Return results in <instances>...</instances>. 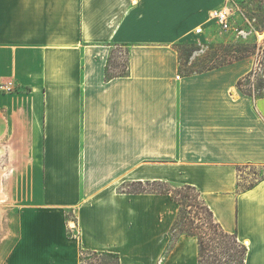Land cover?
<instances>
[{"label":"crops","instance_id":"crops-1","mask_svg":"<svg viewBox=\"0 0 264 264\" xmlns=\"http://www.w3.org/2000/svg\"><path fill=\"white\" fill-rule=\"evenodd\" d=\"M226 4L0 0V210L17 227L0 264H199L198 239L171 234L178 203L124 189L138 182L196 187L245 264H264V176L242 185L264 169V96L240 87L254 67L186 74L178 50L220 30ZM117 49L127 73L108 78Z\"/></svg>","mask_w":264,"mask_h":264},{"label":"rangeland","instance_id":"rangeland-1","mask_svg":"<svg viewBox=\"0 0 264 264\" xmlns=\"http://www.w3.org/2000/svg\"><path fill=\"white\" fill-rule=\"evenodd\" d=\"M227 6L232 10L233 29H238V31L222 32L215 27L208 34L200 35L195 41L181 45L178 50L184 73L191 74L211 70L228 64L234 59L242 58L237 61L248 60L254 70L242 80L241 89L252 96H264V0H230ZM126 61V52L123 49H117L111 62L110 74L117 72L118 65L123 68ZM242 172L248 175L243 174L247 182L244 181L242 185L246 187L251 186L264 176L262 168H246L242 169ZM168 186L156 185L147 188L157 190L171 188L175 190L174 195H176L178 188L183 185L168 184ZM142 188L138 184L124 186L126 191L133 192ZM6 200L7 196L5 195V199L0 203L6 202ZM7 209L4 206V212L0 210V214L3 215L2 221H4V229L0 226V235L4 233V238L13 236L10 239L13 241L17 231L16 212ZM189 212L190 209L186 208V211L180 216V226L177 227L176 236L181 233ZM191 212V216H193L195 209H191ZM84 258V264H118L116 258L107 254L98 256L86 254Z\"/></svg>","mask_w":264,"mask_h":264},{"label":"trees","instance_id":"trees-1","mask_svg":"<svg viewBox=\"0 0 264 264\" xmlns=\"http://www.w3.org/2000/svg\"><path fill=\"white\" fill-rule=\"evenodd\" d=\"M244 58V57H243ZM113 59V55H112ZM242 58L234 59L228 64L234 63ZM128 61V60H127ZM127 61L123 68L118 65L114 74H110L111 63L107 69V77L112 78L114 76H121L127 73ZM224 64V65H228ZM222 65V66H224ZM242 81H240V87H242ZM141 185L143 188L137 193H160L165 195H171L172 199L178 203L180 206V215L176 220L174 226L172 227L171 234L176 236L177 227L180 226L179 219L180 216L190 209L188 217L186 218V223L183 226L180 234H185L189 236H194L198 239L200 253H199V264H245L246 255L248 249L243 245L237 238L235 234H230L222 229L219 223L216 222L213 212L206 205L202 198L200 191L193 186L183 185L178 188L174 195V191L171 188L168 189H149L147 187L162 185L169 187L168 184H158L154 183H135ZM195 209L194 215L191 216V209ZM197 218V219H195ZM110 255L117 259L119 264V256L108 254V253H98V252H82L81 264L85 263V255Z\"/></svg>","mask_w":264,"mask_h":264},{"label":"built area","instance_id":"built-area-1","mask_svg":"<svg viewBox=\"0 0 264 264\" xmlns=\"http://www.w3.org/2000/svg\"><path fill=\"white\" fill-rule=\"evenodd\" d=\"M230 0H227V4L223 9L215 10L211 13L210 19L214 21L222 32L238 31V29H233L231 24L232 10L227 5ZM196 33L198 35L204 33L203 28L197 29ZM69 233L72 235L77 230V226L73 220L69 221Z\"/></svg>","mask_w":264,"mask_h":264},{"label":"bare ground","instance_id":"bare-ground-1","mask_svg":"<svg viewBox=\"0 0 264 264\" xmlns=\"http://www.w3.org/2000/svg\"><path fill=\"white\" fill-rule=\"evenodd\" d=\"M1 172V171H0ZM3 179L1 178V174H0V201L5 199V195L3 192Z\"/></svg>","mask_w":264,"mask_h":264}]
</instances>
